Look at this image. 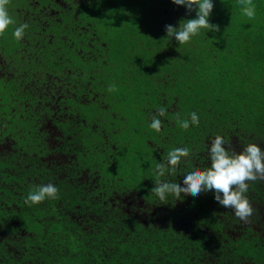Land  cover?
Returning <instances> with one entry per match:
<instances>
[{
    "label": "trees",
    "instance_id": "1",
    "mask_svg": "<svg viewBox=\"0 0 264 264\" xmlns=\"http://www.w3.org/2000/svg\"><path fill=\"white\" fill-rule=\"evenodd\" d=\"M34 1L10 0L15 24L0 36V142L9 140L0 264H264V180L245 194L247 224L214 192L165 202L151 192L155 166L176 147L191 149L189 162L161 180L181 186L187 171L210 166L216 135L236 151L264 148V0H253L252 20L239 0H213L209 22L220 30L184 45L165 26L198 9L172 0L72 2L83 28L73 10L50 19ZM160 107L158 133L150 124ZM192 112L199 125L178 127L176 115L190 121ZM48 183L58 199L25 203Z\"/></svg>",
    "mask_w": 264,
    "mask_h": 264
},
{
    "label": "clouds",
    "instance_id": "2",
    "mask_svg": "<svg viewBox=\"0 0 264 264\" xmlns=\"http://www.w3.org/2000/svg\"><path fill=\"white\" fill-rule=\"evenodd\" d=\"M176 5L185 6L189 14L196 11V18L180 22L179 28L166 25L167 37H174L180 45L189 43L192 38L200 33L201 29L218 32L219 25L209 22V17L214 9L213 0H172ZM10 0H0V36H4L9 26L14 25V19L9 15L8 5ZM242 14L249 20L255 19L256 5L253 0H239ZM28 24H20L14 28L13 37L22 40ZM109 92L116 91V86L111 85ZM166 115V109L160 107L151 118L150 128L156 132L162 129V120L159 117ZM178 127L188 130L191 125H199L197 113H191V120L181 119L176 115ZM227 145V147H225ZM191 149L188 147H176L167 152L162 163L155 166V187L151 192L160 201H167L169 196L178 199L191 195L198 197L203 192H214L215 200L224 208L231 209L234 215L244 223H250L254 214V207L245 195L249 190V184L257 180H264V148L256 143L245 145L240 151L228 143L221 135L211 139L208 149L210 166L201 168L193 167L187 171L183 186L178 182L161 180L166 174L175 175L181 163H188ZM59 189L52 183L40 185L34 188L27 196L25 203L29 206L40 204L46 199H58Z\"/></svg>",
    "mask_w": 264,
    "mask_h": 264
},
{
    "label": "flooded vegetation",
    "instance_id": "3",
    "mask_svg": "<svg viewBox=\"0 0 264 264\" xmlns=\"http://www.w3.org/2000/svg\"><path fill=\"white\" fill-rule=\"evenodd\" d=\"M77 5L81 4V0H35L34 1V7H38V9L41 11V14L46 16L48 14V17L50 19H53L54 17H58L60 14L64 12H69L70 10H73V14L75 17L76 23L79 25L81 19H79V15L77 11L74 9V4ZM77 7V6H76ZM38 20H42L41 18H44L43 16L39 15L36 17ZM59 20V18H57ZM87 24V23H85ZM84 25L81 24V28H83ZM41 30H44V28H41Z\"/></svg>",
    "mask_w": 264,
    "mask_h": 264
},
{
    "label": "rangeland",
    "instance_id": "4",
    "mask_svg": "<svg viewBox=\"0 0 264 264\" xmlns=\"http://www.w3.org/2000/svg\"><path fill=\"white\" fill-rule=\"evenodd\" d=\"M82 2L81 3H84V2H86V0H81ZM95 12L92 10V9H90V14H94ZM187 84H185V86H184V89L185 90H188V82H186ZM46 87H48V86H46ZM150 89L153 87V86H151V84H150ZM175 87V85L174 86H172V88H174ZM146 88H148V85H146ZM181 88V87H180ZM182 89V88H181ZM49 128V129H48ZM47 129L49 130V132H50V142H49V144H51V145H54L55 143H56V140H55V138H53V133H57L56 132V130H55V128L53 129L51 126H49ZM2 138V142H0V150H2V149H5V148H7L8 146H9V140H8V138H5V137H1ZM124 201H125V197H124ZM241 224H247V223H244V222H242ZM10 249H15V246L14 245H12V246H10Z\"/></svg>",
    "mask_w": 264,
    "mask_h": 264
}]
</instances>
